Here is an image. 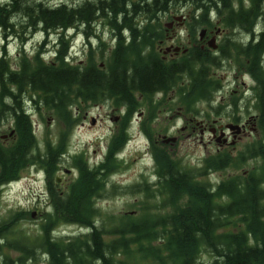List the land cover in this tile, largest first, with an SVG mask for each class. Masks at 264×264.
Returning a JSON list of instances; mask_svg holds the SVG:
<instances>
[{
	"label": "trees",
	"instance_id": "obj_1",
	"mask_svg": "<svg viewBox=\"0 0 264 264\" xmlns=\"http://www.w3.org/2000/svg\"><path fill=\"white\" fill-rule=\"evenodd\" d=\"M230 1L93 0L67 7L64 4L49 6L29 0H7L0 5V28L5 35H17L13 29L16 25L21 29L38 28L44 33H49L70 28L87 29L95 21L103 20L113 32L114 43L123 45L125 38L122 34L127 33L125 44L132 49L146 42L150 45L149 37L143 32L140 34V42L132 17L164 11L169 4L190 5L192 12L199 16L200 22L209 7L220 9L225 16H229L228 24L240 22L245 25L246 16H252L256 21L263 16L261 6L264 0H249L247 7L241 6L238 11L232 9ZM236 1L239 4L240 0ZM15 16L20 17L17 24L14 22ZM63 37L58 36V49L54 52L53 63H42V58L36 54L32 64L22 62L20 69L15 71L7 69L1 59L0 83L20 88L30 87L42 100H48V110L55 113L61 111L68 101H75L80 93L84 103H101L112 99L113 103L118 104L123 100L132 101L133 94L150 96L157 91L166 92L175 87L181 80V75L189 78L184 91L189 95L187 99L195 96L204 100L208 97L210 81L206 78L200 58L181 62L166 70L155 60L148 64L140 59L128 62L122 53L113 51L106 70L99 71L92 64H87L83 70H79L76 65L65 60L66 45ZM263 39L264 33L255 45L258 57L263 51ZM123 65L126 67H122ZM194 66H197V69ZM2 77H6V81H2ZM180 91L181 86L176 93ZM260 103L259 110L263 122L264 92L257 96V104ZM19 131L21 141L9 151H0V187L17 180V174L28 165L36 164L50 175L56 164L58 149H47L42 154H33L35 140L25 127L20 126ZM255 156H264V141L258 149L253 148L241 158L244 160ZM227 164L228 161L224 157L215 158L210 162L212 169H221ZM80 172L82 177L76 179L61 194L56 192L53 181L47 180L48 199L54 209L52 216L55 217L51 219L49 226L53 228L57 223L76 225L83 228L85 233L54 238L50 237L52 229L46 227L43 228V236L37 245L27 246L18 240L13 241L14 243L5 241L0 245V251L3 247L17 250L20 256L16 262L19 264L35 260L34 251L40 248L46 253L45 264H128L117 257H130L132 254L139 255L136 257L141 264H264V189L260 186L259 177L249 174L246 177L249 179H243L241 185L240 177H237L204 190L195 178L188 177L189 172L173 167L163 168L159 172L160 178L157 182L163 189L158 192L162 196L168 194L173 197L183 188L182 194L187 195L189 199L187 203L150 224L142 218L136 221L124 220L127 223H124L123 227L109 232L115 234L116 238L104 241L101 235L108 232L96 228L93 223L97 215L94 201L103 190V179L94 178L83 167ZM250 178L257 180L252 182ZM260 178L264 179V171ZM149 188L151 183L147 181L130 187L128 191L142 192L147 198L151 197ZM223 198H226L224 203L217 202ZM163 205L164 203L160 206ZM15 222V215L0 222V239ZM230 225L234 229H227ZM239 225L241 228L238 229ZM152 243L155 245H151ZM131 248L135 250L132 251ZM202 251H207L212 260L201 262L199 257ZM0 264L11 262L3 258Z\"/></svg>",
	"mask_w": 264,
	"mask_h": 264
},
{
	"label": "rangeland",
	"instance_id": "obj_2",
	"mask_svg": "<svg viewBox=\"0 0 264 264\" xmlns=\"http://www.w3.org/2000/svg\"><path fill=\"white\" fill-rule=\"evenodd\" d=\"M29 1L40 2L49 6L64 4L67 7H73L86 1L92 2L93 0ZM6 2L7 0H0V5ZM247 2L248 0H240L239 4L245 8L247 7ZM230 3L231 7L237 5L236 0H231ZM182 5L183 4L177 5V7L181 9V13L192 11L190 5ZM261 11L263 16H261L258 21H254V24H258V28L264 26V3L261 6ZM19 16H15L14 18L16 24L20 21ZM13 29H15L14 34L17 35H5V32L0 28V60L2 59L3 64L6 65L7 69L10 68L15 71L20 69L22 62L26 61L32 64L33 61H35L36 54H38L40 59L42 58V63H53L52 60L55 56L54 52L58 49L57 41L59 35L64 36L63 41L66 45L65 60L76 66L80 61V63L83 64V67H86L87 64H92L97 69L102 63L104 64V70H106L107 64L111 59L112 52L110 49L115 44L113 32L103 20L95 21V23L87 29L70 28L68 30L52 31L49 33H44L38 28L27 29L26 27L21 29L18 25H16L15 28L13 27ZM82 30L84 31L82 32ZM178 30L181 29L178 28ZM84 32H86V34H84ZM123 37L126 38L127 33H124ZM141 41L142 38L140 42ZM146 44L147 42L140 44L137 47H142ZM135 48L129 49L131 54H133L131 51ZM236 65L242 66L243 63L238 60L236 64L235 61H233L229 69H234ZM204 66L205 65L202 67L206 73ZM194 67L197 69V66ZM207 74L212 76L209 71L205 75ZM228 74L229 71H226L225 69L217 70L215 76H212L213 80H219L221 87H224L222 90L220 89L219 94H214V88L211 89L209 86L208 97H214L217 103H219V97H222L223 100L221 103L224 104L228 99L231 89L239 91L238 87L235 88L234 83H228V78H216V76L221 77ZM206 78L208 81L210 80L208 77ZM245 79L246 84H249L248 79L246 77ZM187 80H189V78L185 75H181V80L171 89L174 99V110H182L183 113L195 112V115L196 112H201L204 116L209 117L210 119L215 118V114H222L221 117L225 119L228 117V113L234 116L242 113L244 109V113H246L249 111L248 108H250V112L258 114L259 122L256 125V132L251 133L247 138H242L233 146V148H219L213 143L207 145V137L205 138V136L203 138L204 144H200L197 139L184 138V135L188 133L186 131L182 134L178 133L177 142L170 146L159 142L156 137L157 134H167V136H174L177 134V132L165 133L161 131L163 129L162 127L165 126L164 124L161 125V116L163 114H154L152 111L153 115L149 116L143 130L145 134L132 122L129 130L127 129V134L120 133L122 130L121 128L118 136L114 135V132L113 134L110 133L111 129L114 131V125L112 122H108L105 116V113L109 109L107 104L112 99L98 103L101 104V106H97V109H95L93 105L96 103H83L80 107L82 112L87 111L92 117L97 116L98 124L89 129H86V126L84 125L83 128L77 130L70 140V147L75 146L72 150L77 152V154H82V161L87 160V164L92 166L101 159L104 152V145L107 144L108 141H111L113 137L110 148L112 151V155H110L111 171L108 176L102 178L104 185L103 190L100 193L99 198H96L94 201L95 208L97 209L94 223L100 230L108 232V234H104L103 236L104 241H111L116 238L115 234L109 232H113V230L123 227L124 223H127V221L124 220L136 221L142 218V220L152 222L154 219L166 216L175 211V209L183 207L185 203H187L189 199L187 195L182 194L184 191L183 188L177 191L173 197H170L168 194L162 196V194L158 192L163 189L161 186H151V188H149L151 190V197L147 198L142 192L132 193L128 191L130 187L139 183L143 184L147 181L149 183H154L156 181V176L160 174L159 172L163 168L174 167L178 170L193 171L196 174L198 172L200 175L196 176L195 174V178H200L197 179V181L201 182V185L206 184L210 186L237 177L243 178V173L248 175L253 174L260 178L264 171V156H255L244 160L241 158L253 148L256 147L258 149L264 141V121L262 122L263 117L259 110L261 103L258 105L256 100H249L246 102L247 105L242 106V109L239 111L233 107H231L230 110L224 111L222 107H219L212 113L208 110L206 106L207 104L205 101L203 102L202 99H198L195 96L192 99H187L189 95L184 92L187 88ZM257 81L263 82L264 77L262 80L260 75H258ZM227 84H229L228 87H225ZM5 85L9 87L11 86L10 84ZM179 86H181V91L177 94L176 90ZM238 91L236 94H238ZM165 93H168L167 95H169V93L171 94L170 90ZM133 95L136 96L137 94ZM133 98L135 99V97ZM133 98L131 99L134 100ZM144 99L145 100L143 101L147 102V108L154 109V111H156L155 109H160V106H157L156 104L152 106L150 105V98ZM232 99H234V97L229 98V100ZM75 103H77V99H75V101H68L65 103L66 108L64 107L58 113L46 109L44 117L41 116L42 112L32 115V121L37 124H34L32 128L33 139L36 144L32 151L33 154H42L47 149H58V156L50 175L46 173L42 167L36 164L28 165L17 174V180L15 182L4 186V188L0 190V222L11 219L13 215H15L16 219L15 224L13 226L11 225L12 227L8 232L3 234L2 239H0V245L4 244L5 241L7 243H14L13 241L15 240L21 241L27 246L37 245L43 236V228L45 229L47 227L50 230L51 226H49V222L51 219L53 220L55 218L54 216L49 218L48 205H51L46 192L47 180L50 179L54 184V181L58 179L59 184L53 186L59 190H56L57 193H63L74 181H76V179H78L75 170L70 171L68 175L63 176L62 170L68 169V166L59 158L60 150L64 147L60 142L61 132L67 129V127L64 126V123L68 125V127H70V125L72 126V118L68 113V104H72L73 106ZM140 106V104H137V107ZM197 116L199 117L200 115ZM64 117L67 123L64 121ZM180 125L181 120L178 121L177 127L179 128ZM116 128L118 129V125H116ZM4 129L3 131H5ZM127 135L129 137H127ZM155 139L158 141L157 143L154 142ZM217 148L219 151H217ZM116 152L121 153L119 159L113 157V154ZM218 152L223 155L220 158L224 157L228 161V164L221 169H212L210 162L215 159L213 156ZM225 201L226 198L217 200V202L220 203H224ZM163 203L164 205L161 207L160 205ZM38 213H41L43 219L46 218V220H38V218H36ZM237 228L239 229L241 227L238 226ZM51 229H54L56 232V235L53 236L54 238L73 237L85 232L84 230L79 229L78 226L64 225L62 223L53 225V228ZM227 229L232 230L234 228L230 225ZM151 245L155 244L152 243ZM40 250L34 251L35 258L38 256L40 258L39 260L35 259L26 262L25 264H45L44 255ZM131 250L133 251L135 248H131ZM19 256L20 253L17 250L7 247L1 248L0 260L6 258L11 264H16V260ZM136 256L139 257L137 254H132L130 257L120 255L117 259L123 260L128 264H141V261H139V258ZM199 259L201 262L205 263L211 261L212 257L207 251H202Z\"/></svg>",
	"mask_w": 264,
	"mask_h": 264
},
{
	"label": "flooded vegetation",
	"instance_id": "obj_3",
	"mask_svg": "<svg viewBox=\"0 0 264 264\" xmlns=\"http://www.w3.org/2000/svg\"><path fill=\"white\" fill-rule=\"evenodd\" d=\"M236 4L237 5L232 6V9L238 11V9L241 8V5L238 4L237 1ZM248 4L249 0L247 2V5ZM177 5L179 4H169L166 6L164 11H157L154 14H149L147 16L132 17L138 36L140 37L142 32L147 34L150 45L146 44L142 47L139 46L131 51L133 53L131 54L129 51L130 48L125 44L127 38L124 37L125 39L123 40V45L114 44L110 51H118L122 53L124 55L123 57H125V60L128 62L140 59L141 62H147L148 64L151 60H155L161 68L166 70H170L172 67L179 65L181 62H190L195 58L202 59L203 65H205L204 67L206 69V73L209 71L212 76H215L217 70L226 69V71H229L228 75L221 77L216 76V78H228V83H234L235 88L238 87L239 91L231 89L228 99L224 104L221 103L223 100L222 97H219V103L215 101L214 97L204 99L203 102L205 101L208 110L212 113L219 107H222L224 111L230 110L231 107L234 109L236 108L239 111L242 109V106L247 105V101L256 100L257 102V96L262 95L264 92V81H257L258 75H260L262 80L264 77V47L258 57L257 47L255 45L258 43L259 37L261 39V34L264 33V26L258 28V24H254V21L256 20H254L252 16H246L247 18L245 22L247 24L245 25H242L240 22H231L228 24L227 20L229 19V16H225L223 11L220 9L216 11V9H212V7H209L207 13L202 19V22H200L199 16H196L195 13L192 11L181 13V9L177 7ZM178 28L181 30H178ZM238 60L243 63V65H236L234 69H229L233 61L237 64ZM77 66L79 70L84 69L83 64L80 63V61ZM124 66L125 65L122 67ZM97 69L104 70V64L101 63ZM212 76H207L210 79V88H214V94H219L220 89L222 90L224 87H221L219 80H213ZM245 77L248 79L249 84H246ZM5 79L6 77L1 78L2 81H6ZM172 79L173 77L171 80ZM228 85L229 84L225 87H228ZM237 91L238 94H236ZM170 92L171 94L169 93V95H167L168 93H165L164 91H157L150 94V96L135 94L136 96L133 95V97H135V99L133 98L134 100H123V102H120L117 105H114L115 103L108 100L109 103L107 106L109 109L105 113V116L107 121L112 122L114 125V131L111 129L110 133L113 134L114 132V135H118L120 129L122 128L120 133L127 134L132 122L136 124L138 129H141L144 133L143 130L147 119L149 116L153 115L152 111L154 114H163L161 116V125L164 124L165 126L162 127V132H177L174 136H167V134L156 135L159 142L170 146L177 142L178 133L182 134L187 131L188 133L184 135V138L197 139L200 144H204L203 138L205 136V138L207 137V145L213 143L219 148H233V146L242 138L249 137L251 133H255L257 130L256 125L259 122L258 114L250 112V108H248L249 111L246 113H244V109L242 113L234 116L228 113V117L225 119L221 117L222 114L219 115L214 112L216 115L215 118L210 119L209 117L204 116L201 112H196L195 115V112L183 113L182 110H174V99L171 89ZM231 97H234V99L229 100ZM144 98H150V105L152 106L156 104L157 106H160V109H155L156 111H154V109L147 108V102L143 101L145 100ZM83 103L84 102L81 99L80 93L77 97V103L73 106L72 104H68V113L72 118V126L70 125V127H68V125L64 123V126L67 127V129L61 132L60 142L61 145H64V147L60 150L59 158L62 159L64 164L68 166V169H63L62 173L63 176H66L70 173V171L75 170L77 172V178H81L82 175L80 169L83 167V169L93 175L94 178H105V176H108L111 171L110 155H112V151L110 148L113 137L111 141H108L107 144L104 145V152L101 159L92 166L87 164V160L82 161V154H77V152L72 150L75 146L70 147V140L77 130L83 128L84 125L86 126V129H89L97 126L98 124L97 116L92 117L87 111L82 112L80 107ZM137 104H140L141 106L137 107ZM93 105L95 109L98 108L97 106H101V104L98 103ZM48 106V100H42L40 95L33 93L30 87L22 86L20 88L12 84L9 87L1 82L0 151H9L16 146L17 142L21 141V137L19 135L20 126L28 129L30 135L34 138L32 128L35 122L32 121V115L42 112L41 116L44 117V112L48 109ZM197 115L200 116L198 117ZM180 120L181 125L178 128L177 123ZM64 121L66 122L65 117ZM116 125H118V129L116 128ZM229 127L234 128L230 129ZM3 129L5 131H3ZM127 137L129 136L127 135ZM167 139L173 140L165 142ZM158 141L155 139L154 142L157 143ZM32 148L33 146L30 147V149ZM217 151H219L218 148ZM221 156L223 155L218 152L213 156V158L220 159ZM113 157H115V154H113ZM117 158L119 159L120 156ZM195 174V172L190 171L188 173V177L195 178ZM197 175L200 174L197 172L196 176ZM248 176V174L243 173V178H239V184L241 185V181L243 179H249L246 178ZM158 178H160L159 175L156 176V181L154 183L150 182L152 187L160 186L157 183ZM195 179L197 180L200 178ZM250 179L252 182L257 180V178ZM258 179L260 181L261 188L264 189V179ZM197 182L200 183L199 185L202 186L204 190L210 189V185H201V182ZM58 184L59 180L56 179L53 185L57 186ZM217 185H219V183L215 184V186ZM55 190H57L56 187ZM46 192L48 193L47 190ZM59 194H61V192ZM48 207L50 218L54 215V209L49 205ZM36 216L38 220H46V218L43 219L41 213H38ZM154 220L152 222H154ZM148 223L150 224L151 221ZM239 226L241 227V225ZM95 227L98 228L96 225ZM103 236L104 234L101 235L102 239ZM40 251L46 260V253L42 250ZM36 259L39 260L40 258L36 256Z\"/></svg>",
	"mask_w": 264,
	"mask_h": 264
},
{
	"label": "water",
	"instance_id": "obj_4",
	"mask_svg": "<svg viewBox=\"0 0 264 264\" xmlns=\"http://www.w3.org/2000/svg\"><path fill=\"white\" fill-rule=\"evenodd\" d=\"M229 128L231 129V128H234V127H229ZM169 140L172 141L173 139H167V140H165V142H167V141H169Z\"/></svg>",
	"mask_w": 264,
	"mask_h": 264
},
{
	"label": "bare ground",
	"instance_id": "obj_5",
	"mask_svg": "<svg viewBox=\"0 0 264 264\" xmlns=\"http://www.w3.org/2000/svg\"><path fill=\"white\" fill-rule=\"evenodd\" d=\"M217 11V10H216ZM218 13V12H217ZM257 31V30H256ZM252 32V31H251ZM247 35V34H246ZM255 35V34H254ZM251 38V37H250ZM252 40V39H251Z\"/></svg>",
	"mask_w": 264,
	"mask_h": 264
}]
</instances>
